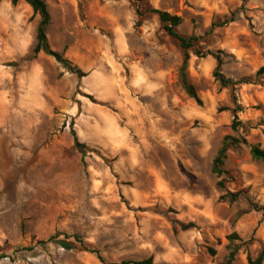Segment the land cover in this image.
I'll list each match as a JSON object with an SVG mask.
<instances>
[{
  "label": "rangeland",
  "instance_id": "rangeland-1",
  "mask_svg": "<svg viewBox=\"0 0 264 264\" xmlns=\"http://www.w3.org/2000/svg\"><path fill=\"white\" fill-rule=\"evenodd\" d=\"M45 1L51 48L83 75L49 57L45 84L34 83L40 17L0 0V34L35 37L6 64L9 87L0 83V264H229L231 251L230 264H248L264 248V162L250 154L264 149V0ZM153 9L181 17L179 33L199 37L201 52L222 51L236 91L192 50L202 104L191 99L179 82L184 51ZM226 137L236 141L218 178Z\"/></svg>",
  "mask_w": 264,
  "mask_h": 264
},
{
  "label": "trees",
  "instance_id": "trees-1",
  "mask_svg": "<svg viewBox=\"0 0 264 264\" xmlns=\"http://www.w3.org/2000/svg\"><path fill=\"white\" fill-rule=\"evenodd\" d=\"M21 0H11L13 5H17ZM24 1L27 5H29L33 11L34 15H38L40 17V21L37 27V32H36V46L34 48V54L35 56L43 52L47 56L54 58L59 64L63 66V68L67 69L68 71L72 73H76L78 75H83L81 70L77 69L74 67L71 63L70 60L65 58L62 54L58 53L57 51H54L48 40L47 36V29L48 26L51 23V14L49 10V6L46 3L45 0H22ZM144 0H138V2H143ZM139 10V7H138ZM153 13H155L160 21V24L162 26V29L165 31V33L170 36L173 40H175L180 48L184 51V58L182 65L180 67L179 71V82L182 87V89L185 91V93L191 98L194 99L199 105L202 104L201 99L199 98L197 91L195 87L192 85V83L189 80V75H188V68H189V61H190V52L193 50V53L198 56V57H206L208 55L212 56L216 61H217V66L216 70L214 72V77L216 78L217 81H219L220 85L223 88H228L230 87L233 92L236 91L237 85H239L242 82L235 81L230 78H226L224 74L221 72L222 66L224 64V60L222 58V51H218L217 53L213 52H207L203 53L201 52L200 49L196 48V43L200 40L199 37L196 36H190V37H185L181 35L178 31L179 26L182 23V18L176 15H171L168 12L153 9ZM258 76H264V65L259 68L257 71ZM241 107H237L234 112L236 114L235 121L233 122L232 129L236 131L238 127L241 125V122L238 121L237 113L241 111ZM264 123V121H263ZM74 133V132H73ZM234 139L231 137H226L220 149L217 152L216 157L214 158L213 164H212V172L214 175H216L218 178H221L222 175L225 173L223 167L225 165V161L227 159V153L231 146H233ZM75 146L78 148V150L85 155L86 151V146L83 144H80L75 137ZM250 154L253 159L262 161L264 162V149H261L259 146H253L251 147ZM219 188H224V182L223 180H220L217 183ZM239 193L237 194H229L231 197V201L236 200L238 198ZM257 208V206H255ZM259 209V208H257ZM263 210V208H260ZM54 238H51L49 241H52ZM76 239H79L76 237ZM254 238H251V241ZM227 240L233 244L235 241H242V238L238 236L236 233H232L227 236ZM40 243H45V242H40ZM63 248L65 249H72L73 244L68 242V241H60L59 242ZM215 252L211 250V255H214ZM235 257V251H231L227 258L226 261L227 263L230 264L231 261L234 260ZM2 257L0 256V259ZM100 258V257H99ZM102 260V258H100ZM264 262V248L260 251V253L255 257V258H248V264H263ZM116 264H154L153 258H148L145 260L141 261H123L121 263H116Z\"/></svg>",
  "mask_w": 264,
  "mask_h": 264
},
{
  "label": "crops",
  "instance_id": "crops-1",
  "mask_svg": "<svg viewBox=\"0 0 264 264\" xmlns=\"http://www.w3.org/2000/svg\"><path fill=\"white\" fill-rule=\"evenodd\" d=\"M30 11H27L29 14ZM5 23V22H4ZM7 30H3L4 34H0V83L4 85V90L9 87L11 79L15 77V72L13 68L6 67V64L20 60L24 57L30 50L35 46V37L31 39L24 36V33H17V35H10L11 26H7ZM8 34V37L5 35ZM14 39L15 45L10 47V38ZM52 63L49 56L45 53L40 52L37 57L30 63L29 70L31 75L34 76V83L45 84L44 72L46 64ZM8 86V87H6ZM4 104H2L3 106Z\"/></svg>",
  "mask_w": 264,
  "mask_h": 264
}]
</instances>
